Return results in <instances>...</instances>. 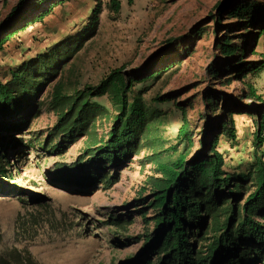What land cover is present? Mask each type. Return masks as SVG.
Returning a JSON list of instances; mask_svg holds the SVG:
<instances>
[{
  "label": "rangeland",
  "instance_id": "obj_1",
  "mask_svg": "<svg viewBox=\"0 0 264 264\" xmlns=\"http://www.w3.org/2000/svg\"><path fill=\"white\" fill-rule=\"evenodd\" d=\"M18 1L0 0V24ZM119 1V14L109 9L111 0H68L55 5L42 22L19 32L0 53V81L5 82L11 71L25 62L49 54L69 38H77L94 8L102 5L95 35L74 57L59 56L65 60L58 72L44 80L37 102L22 116L26 120L17 121L24 124L0 138L6 151L0 170L14 175L13 179L0 175V256L12 264H142L149 257L154 263L158 261V256L145 251V239L154 233L150 180L159 177L147 160L151 151L143 150L119 167L105 164L103 174L110 184H80L74 179L88 171L84 169L86 141L56 136L57 116L49 110V96L57 85L67 94L97 85L110 71L121 67L125 72L152 73L174 64L157 81L137 87L138 91L146 90L143 97L148 105L163 112L159 134L164 149H168L175 144L182 124L177 104L186 108L193 124L203 125L199 119L205 113L202 94L212 85L210 69L221 65L215 60L216 6L224 3L229 8L241 0ZM30 3L23 15L28 19L37 14ZM223 33V28L218 30L219 35ZM237 43L247 46L241 40ZM256 51H264V38ZM256 59V55L249 58ZM228 74L224 73L221 81L227 83ZM254 82L264 96V74ZM215 88L224 93L225 104L241 100L240 81L229 86L218 82ZM164 95L171 96V101L152 103L153 98ZM250 113L258 115L257 109ZM249 115L236 116L238 140L234 145L221 141L220 150L231 173L241 172L255 158L256 126ZM61 143V152L51 150ZM175 157L174 152L164 153V158ZM103 167L104 163L95 165L92 174L98 175ZM67 174L74 177L69 183L63 180ZM247 261L249 258L244 264ZM254 264H264V255Z\"/></svg>",
  "mask_w": 264,
  "mask_h": 264
},
{
  "label": "trees",
  "instance_id": "obj_2",
  "mask_svg": "<svg viewBox=\"0 0 264 264\" xmlns=\"http://www.w3.org/2000/svg\"><path fill=\"white\" fill-rule=\"evenodd\" d=\"M66 1L19 0L0 24V53L19 32L42 22L55 5ZM30 2L31 10L37 14L28 19L23 15ZM109 9L119 14L121 2L111 0ZM216 9L215 60L221 65L210 69L212 85L202 94L205 113L199 119L203 125L193 124L186 108L177 104L182 124L175 144L168 149H164L159 134L163 112L148 105L143 97L146 90L138 91L137 87L157 81L174 64L152 73L125 72L121 67L110 71L97 85H86L73 94L57 85L49 96V110L57 116L56 136L72 142L86 141L88 160L84 169L88 171L74 179H79L80 184H110L103 174L105 164L119 167L141 151H151L147 160L159 177L150 180L154 233L146 237L145 251L159 258L154 263L149 257L142 264H244L248 258L246 264H254L264 255V96L254 85V78L264 74V51H256L264 38V3L241 0L229 8L219 3ZM102 12V5L98 4L77 38H69L49 54L25 62L11 71L7 81H0V138L24 124L17 121L26 120L22 116L37 102L44 80L55 76L64 56L74 57L83 43L95 35ZM224 21L229 23L223 24ZM222 28L224 33L219 35ZM239 40L247 46L242 47ZM61 54L63 57H59ZM254 55L258 59L250 61ZM226 72L229 78L224 83L221 78ZM233 81L243 84L241 100L225 104L224 93L215 84L229 86ZM169 101L171 96L166 95L152 99L153 104ZM262 106L260 118L250 113ZM244 114H250L256 126L255 158L241 172L231 173L220 145L223 139L232 145L237 142L236 116ZM63 143L51 150L61 152ZM3 152L6 153L5 145L0 141V160ZM171 152L176 153L175 158H164V153ZM103 163L101 172L94 176L92 167ZM0 172L14 178L5 169ZM70 178L74 177L67 174L63 180L69 183ZM0 264L12 262L0 256Z\"/></svg>",
  "mask_w": 264,
  "mask_h": 264
},
{
  "label": "water",
  "instance_id": "obj_3",
  "mask_svg": "<svg viewBox=\"0 0 264 264\" xmlns=\"http://www.w3.org/2000/svg\"><path fill=\"white\" fill-rule=\"evenodd\" d=\"M259 118L261 117V114L263 112V106L261 107V110H257Z\"/></svg>",
  "mask_w": 264,
  "mask_h": 264
}]
</instances>
